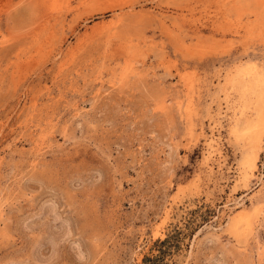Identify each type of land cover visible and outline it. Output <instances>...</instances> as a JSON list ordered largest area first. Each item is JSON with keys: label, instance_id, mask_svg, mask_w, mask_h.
Here are the masks:
<instances>
[{"label": "rangeland", "instance_id": "1", "mask_svg": "<svg viewBox=\"0 0 264 264\" xmlns=\"http://www.w3.org/2000/svg\"><path fill=\"white\" fill-rule=\"evenodd\" d=\"M0 264H264V0H0Z\"/></svg>", "mask_w": 264, "mask_h": 264}, {"label": "bare ground", "instance_id": "2", "mask_svg": "<svg viewBox=\"0 0 264 264\" xmlns=\"http://www.w3.org/2000/svg\"><path fill=\"white\" fill-rule=\"evenodd\" d=\"M212 141H213V145H212V144L210 145V147H211V149H212L210 153H211L212 155H214V154L218 151V147H217L216 142H215L214 140H212ZM210 157H211V155H210Z\"/></svg>", "mask_w": 264, "mask_h": 264}]
</instances>
